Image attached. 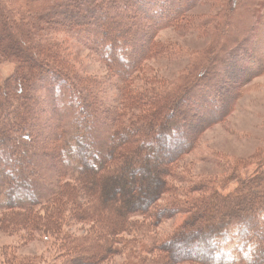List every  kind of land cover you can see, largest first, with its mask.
Returning a JSON list of instances; mask_svg holds the SVG:
<instances>
[{
  "label": "trees",
  "instance_id": "trees-1",
  "mask_svg": "<svg viewBox=\"0 0 264 264\" xmlns=\"http://www.w3.org/2000/svg\"><path fill=\"white\" fill-rule=\"evenodd\" d=\"M179 2L0 0V66H13V72L0 80V194L5 196V211L0 214L5 216L0 224L13 218L14 213L23 215V221L33 217L31 229L52 234L60 243L56 255L60 264H101L117 255L133 258V250L137 252V248L141 255L137 256L139 264H158L149 258L158 247L155 240L148 243L145 235H139L140 242H132L128 237L140 225L134 221L135 216L152 220L151 226L159 223L168 209L175 214L192 216L186 219L187 228L178 230L175 240L169 242L177 241L184 248L199 243L202 247L199 252H205L207 259L193 258L194 261L258 264L261 243L259 238H249V235L254 226L251 214L264 217V171L241 181L236 192L227 197L185 199L180 206L173 204L164 209L155 203L172 188L170 174L163 163L158 170H153L160 176H152L159 181L155 183L157 186L152 189L150 183L151 193L145 190L147 186L142 188L149 197H142V205L137 201L141 173L132 177V170L134 165H138L137 172L147 170L152 158L165 161L167 153L172 151V156L187 142L191 143L194 137L188 128L193 124L190 120L200 121V125L204 124L202 128L219 122L221 119H216L217 116L228 109L229 91L224 87L232 90L233 104L238 97L236 92L240 95L243 91L240 84L264 66V61L257 68V65L250 68V54L234 55L235 49H225L233 41L226 37L221 47L220 42L193 70H180L168 88L161 79L145 78L144 82L154 83L150 86L152 91L134 95L126 103L119 96L110 100L99 91L87 77V67L74 56L76 47L86 50L90 53L87 60L94 56L112 71L117 70L115 74L123 79L119 89L127 90L130 77L149 55L172 59L179 54L172 46L157 44L156 32L163 29V21L175 30L198 34L209 27L211 16L189 17L185 12L191 5L185 8ZM255 3L256 0H230L227 5L220 1L216 6L229 27L228 16L240 11L242 6L252 8L243 14L250 12L255 18L264 14V5ZM240 15L233 17L234 20ZM217 16L221 19L218 13ZM234 27L239 31L238 25ZM242 38L247 40L245 36ZM217 88L222 91V106L215 104L209 114L197 113L196 117L180 108V103L198 95L204 104L210 105L204 99L220 93ZM43 92L47 93L46 102L40 99ZM146 94L152 110L137 116L130 114L127 110L130 101H144ZM63 99L66 101L62 102ZM62 105L65 108L61 110ZM37 110L49 111L44 128L49 136L45 141L50 144L43 141L40 146L38 137L30 134L33 129L30 123L41 121V116L33 113ZM66 116L72 120V126L67 124V128L63 125ZM29 120L28 126L25 123ZM152 136L155 145L150 146ZM10 140L15 141V150L10 148ZM38 159L58 165L52 171L49 169L47 176ZM27 178H32L33 184L44 185V195L38 192L40 197H33ZM34 188L40 189L37 185ZM240 191L248 194L239 197ZM214 207L217 211L221 209L219 215H213L216 211L209 214ZM11 211L12 214L7 213ZM64 221L82 224L88 229L82 237H74L61 228L57 230ZM225 254L232 255V260H225L228 258ZM168 257L161 256L157 261L167 264Z\"/></svg>",
  "mask_w": 264,
  "mask_h": 264
},
{
  "label": "rangeland",
  "instance_id": "rangeland-1",
  "mask_svg": "<svg viewBox=\"0 0 264 264\" xmlns=\"http://www.w3.org/2000/svg\"><path fill=\"white\" fill-rule=\"evenodd\" d=\"M220 1L227 5L230 0H174V4L179 2L181 7L188 8L191 5V8L185 12V15L189 17L206 18L211 16L209 27H204V33L198 34V32L191 33L188 31L175 30V27L171 26V24L168 25L167 21H163V29L156 32L157 44L166 45L167 47L172 46L173 50L179 51V54L172 59H166L167 57L165 55H149L140 69L130 77L131 83H128L127 90L123 89L122 91L119 89L123 79H119L118 75L115 74L117 70L112 71V69L106 64L104 65L102 62L98 61L94 56H90V59L87 60L86 57L90 55V53L86 50L83 49V51H81L76 47L73 49L74 56L77 55L76 59H80L78 61L83 64V66L87 67L88 73L86 75L90 80L94 81V86L99 91L105 93L110 100L117 99L119 96V98L121 97V99H124L126 103L129 102L134 95L152 91L150 86L154 85V83L151 80L144 82L145 78L149 79V77H153L155 79H161L165 81L166 88H168L173 84L171 82L178 76L180 70H193L204 58H208L206 57L208 52L210 54V50L217 47L220 42L219 47H221L226 37L233 38V41L224 48L228 50L235 49V51H233L234 55L236 53L237 55H241L242 52L250 54V58H252L250 68H252L253 65H257V68L260 62L264 61V14H260L258 18H255L254 14L250 12L249 14H243L248 10H252V8L242 6L240 11H235L231 16H228V18H230V26L227 27L228 23L226 22L225 24L223 22L224 20L222 19L220 8L216 6L220 5ZM193 3L195 4L192 6ZM254 5H264V0H256ZM255 12H257V10ZM217 13L220 15L221 19L217 16ZM239 13L242 15L238 16L237 20H234L233 17ZM240 18H242L241 21ZM237 25L239 31H236L237 29L234 27ZM244 36L247 37L246 41H243L242 37ZM78 51H80V53ZM204 62L205 61H203V63ZM121 70H123L122 67ZM12 72L13 66L11 64L0 66V80L4 79ZM247 80L248 81L245 83L240 84L243 91L242 93L240 91V95H238V91L236 92L238 97L235 96L237 98H235L236 101H234L233 104V98L231 99L232 93L230 95L227 94L226 99L228 104H226L228 109L225 111L226 113L224 112L217 116L216 119H221L220 121L218 120L219 122H216L214 125L207 124L202 128L204 124L200 125V121H195L194 119L190 120V123L199 124H197L198 126L189 128L192 137H194L191 143L187 142L183 147L176 150L172 156V151L167 153L168 157L165 161L152 158L149 160L150 168H147V170L144 169L137 172L135 169H138V165L133 166L134 170L132 171L134 174L132 177L137 173H141L142 178L139 191L140 198L137 200L139 205L144 203L143 196L149 198L148 195L144 194L142 188L145 189V186H147L145 190L151 193V190L157 186L155 183H159L156 179L160 176L156 174V172H153V170H158V168L162 166V163L163 168L170 174L168 177L169 186L172 187L171 190L168 189L162 195L161 200L155 201L156 204L164 209H168V205L172 206L173 204L180 206V202L185 201V199H189L188 201L197 197L211 199L214 195L220 198L227 197L229 194L236 192L241 181L250 179V177L264 171V66H261L256 72L252 73ZM235 83L236 82L233 80L232 84ZM219 92L220 93L215 94V97L209 100L204 99V101H208L210 105L204 104L201 100L202 98L198 95L196 97H189L186 103L185 101L180 103V108L191 112L190 115H195L197 113L209 114L208 112L212 111L211 109L215 104L217 105L220 103L222 106V102L220 101L222 98V91ZM148 97L149 96L146 94V96H144V101L132 99L127 108L128 112L137 116L152 110L147 101ZM46 98L47 93H41L40 99L46 102ZM60 99H58V101ZM64 101L66 100L63 99L62 102ZM113 102L115 104L118 103V101ZM59 108L62 110L65 106L62 105ZM46 112L49 113V111H33L37 117L41 116V121L30 123L29 120L25 123L28 126L29 123L33 125L30 134L38 137L36 139L40 140L38 142L40 146L43 145V141L45 144H50L45 141V137H49L46 135L48 132L47 129L44 128V123L47 120ZM134 116L131 118H135ZM67 124L72 126V120L69 116H66L63 121L65 128H67ZM182 129L186 130V127ZM72 130L71 128L70 131ZM103 134L104 133L101 135ZM70 135L72 136V133H70ZM74 136L75 133H73V137ZM13 142L15 141L10 140L9 144L12 145L10 148L15 150V144ZM149 144L150 146L155 145L153 136L152 142ZM45 149H49L48 146H46ZM40 155L38 149L37 156L40 157ZM39 160L40 159H38V161ZM40 163L42 168L45 169L47 176L48 170L50 169L52 171V167L56 168L58 165L57 163L56 165L47 164L45 161L44 163ZM63 166L64 165H62V167ZM34 171L36 172V166ZM154 174L157 175L155 179L152 177ZM1 178L0 171V183H2ZM36 179H38V177ZM26 180L27 183H29L28 186H30L31 192L33 191V197L38 198L41 194L44 195V185L33 184L32 178L30 180L27 178ZM48 180L51 181L50 178H48ZM150 183L152 184V189L150 188ZM34 185H37L40 189L34 188ZM0 189H2V187ZM239 190L240 189H238V192ZM38 192H41V194L37 195ZM245 194H248V192L240 191L238 195L241 197ZM4 203L5 196L0 194V214L5 211ZM168 210L165 211V216L159 223L151 226L150 223L152 220L144 221V217L135 216L134 221L140 225L132 230V234L129 235L128 239H131L133 242L134 240L137 241L140 239L139 235H145V239H148V243L155 240L158 247L152 252L151 257H148L158 262V264H161V262L157 261L159 260L157 258L161 256H169L168 259L170 260L167 264H209L210 259L207 261H194L195 259L190 258V254H198L197 252L202 248L199 243H196L193 247L184 248L185 245H180L177 241L169 242L175 240L174 236L178 233V230L187 228L186 219L190 217V219H192V216L185 213L175 214L174 210ZM210 211L209 214L216 211L213 215H219L221 209L217 211V207H214ZM7 213L12 214V211ZM201 213H203V211ZM205 214L208 215V212H205ZM19 215L14 213L13 218H7L4 224H0V264H60V261L56 259L60 243L55 240V236L31 229L29 224H31L30 222H32L31 219L33 220V217L23 221V215ZM251 215H253L254 218L252 220L254 226L250 229L249 238H254L256 240L259 238L261 246H264V217L258 213H253ZM4 216L5 215H0V221ZM142 223L146 224V226H142ZM60 228L61 231H65V233H69L74 237H82L88 229L82 226V224H75L71 221H64L63 225L57 230ZM133 244L135 245L136 243ZM248 247L250 249V244ZM135 252L136 251L133 250V258H131V256L127 258L126 255H117L101 264H139L137 256L141 255H139L138 248L136 255ZM225 255L228 257L225 260H232V255ZM240 255L243 256L244 254L240 253ZM259 256H262L259 260V262H261L259 263L257 261V263L264 264V252ZM210 264H213V262Z\"/></svg>",
  "mask_w": 264,
  "mask_h": 264
},
{
  "label": "bare ground",
  "instance_id": "bare-ground-1",
  "mask_svg": "<svg viewBox=\"0 0 264 264\" xmlns=\"http://www.w3.org/2000/svg\"><path fill=\"white\" fill-rule=\"evenodd\" d=\"M225 89H226L227 91H229V95H230V94H231L230 91H232V90H230V89L227 88V87H224V90H225ZM195 126H198V125H197V124H190L188 128L195 127ZM187 132H188V131H187ZM260 252L263 254V252H264V246H261ZM197 253H198V254H195V255L190 254V255H191L190 258L204 259V260L207 259V258H206V255H205V252H197ZM204 255H205V256H204ZM261 257H262V256H259L258 261L260 260Z\"/></svg>",
  "mask_w": 264,
  "mask_h": 264
}]
</instances>
